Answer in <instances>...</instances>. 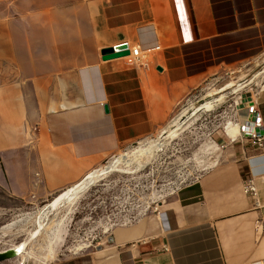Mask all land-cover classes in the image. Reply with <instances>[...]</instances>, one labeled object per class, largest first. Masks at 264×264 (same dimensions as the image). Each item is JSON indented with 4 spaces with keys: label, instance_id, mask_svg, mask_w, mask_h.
I'll return each instance as SVG.
<instances>
[{
    "label": "crops",
    "instance_id": "0c3cea01",
    "mask_svg": "<svg viewBox=\"0 0 264 264\" xmlns=\"http://www.w3.org/2000/svg\"><path fill=\"white\" fill-rule=\"evenodd\" d=\"M0 1L26 5L0 12L14 53L0 55V186L32 204L157 133L220 69L264 52V0ZM123 42L159 46L150 68L102 59ZM257 104L264 123V97ZM238 141L248 146L235 159L113 226L88 264H264V150ZM254 175L256 197L241 190Z\"/></svg>",
    "mask_w": 264,
    "mask_h": 264
},
{
    "label": "rangeland",
    "instance_id": "374dc122",
    "mask_svg": "<svg viewBox=\"0 0 264 264\" xmlns=\"http://www.w3.org/2000/svg\"><path fill=\"white\" fill-rule=\"evenodd\" d=\"M22 2L7 7L0 1V12L26 8ZM1 28L0 55L10 60L14 53ZM262 97L264 52L205 80L157 133L129 144L98 166L116 163L117 170L96 178L70 205L59 203L48 216L40 217L41 207L64 189L53 199L32 204L7 197L0 186V227L12 224L0 233V251L23 244L0 264H88L91 252L113 226L149 213L203 171L235 159L241 145L248 143L238 141L234 123L248 103L257 104Z\"/></svg>",
    "mask_w": 264,
    "mask_h": 264
},
{
    "label": "built area",
    "instance_id": "2783aa9c",
    "mask_svg": "<svg viewBox=\"0 0 264 264\" xmlns=\"http://www.w3.org/2000/svg\"><path fill=\"white\" fill-rule=\"evenodd\" d=\"M159 46L142 47L140 45L128 46L129 53L122 56L125 62L131 66L140 69L150 68V56L157 50ZM231 122L226 126L229 128ZM237 128L238 136L248 138L254 145L264 150V123L263 116L256 102H250L244 107V111L234 123ZM259 175H254L241 183V190L244 194H251L254 197L258 196L256 179ZM165 250L168 249L164 245Z\"/></svg>",
    "mask_w": 264,
    "mask_h": 264
},
{
    "label": "bare ground",
    "instance_id": "6f19581e",
    "mask_svg": "<svg viewBox=\"0 0 264 264\" xmlns=\"http://www.w3.org/2000/svg\"><path fill=\"white\" fill-rule=\"evenodd\" d=\"M206 105V104H205ZM205 105H202V106H200L198 109H200V108H202V107H204ZM183 112H185V111H183ZM176 121H177V118H175V120H173L172 121V123L173 124H175L176 123ZM169 125H171V123L169 124ZM168 125V126H169ZM233 128H235L236 130H237V128H236V126H235V124H234V126H233ZM229 134H230V132H229ZM231 136H233L232 134H230ZM236 135H238V133L236 134ZM235 135V136H236ZM155 144L156 143H152V144H149L150 146L149 147H151V148H153L154 146H155ZM142 148V147H141ZM146 148V147H145ZM143 150V149H142ZM152 150V149H151ZM139 153V152H138ZM139 156V155H138ZM139 167V166H138ZM114 170H117V168H116V163H111V162H109V163H107V164H105V165H103V166H101L99 169H98V172H96V173H90L81 183H79L78 185H76V186H74V187H72V188H70V189H68V190H66L62 195H60V196H58V197H56V198H54L50 203H48V204H45L43 207H41V209L39 210V212L41 211V213H40V217H46V216H48L54 209H56L57 208V206H59V203H63V205L65 204L66 205V203H69V205H70V202L72 203V201L75 199V197L81 192V191H83L84 189H86L96 178H98L99 176H101V175H103V174H106V173H108V172H110V171H114ZM100 172V173H99ZM78 197V196H77ZM68 205V204H67ZM31 216V215H30ZM29 216V217H30ZM26 218V217H25ZM19 220V219H18ZM17 220V221H18ZM17 221H16V223H17ZM22 223V222H21ZM12 224L11 223H9V224H7V225H4V226H2V227H0V233L1 232H4L5 230H7V229H9L10 230V226H11ZM13 227V226H12ZM13 229V228H12ZM15 231V230H14ZM9 235V234H8ZM23 244H18V245H16V246H14V247H12V248H9V249H7V250H4V251H0L1 253H4V252H7V251H9L10 253H11V255L12 256H14L20 249H21V246H22ZM10 255V256H11Z\"/></svg>",
    "mask_w": 264,
    "mask_h": 264
},
{
    "label": "water",
    "instance_id": "95a60500",
    "mask_svg": "<svg viewBox=\"0 0 264 264\" xmlns=\"http://www.w3.org/2000/svg\"><path fill=\"white\" fill-rule=\"evenodd\" d=\"M127 47L128 45L125 42H123L115 47L103 48L101 50L102 59L106 60V59H112V58H119L124 55H127L129 53ZM10 255L11 253L9 251L4 252V253L0 252V260L7 258Z\"/></svg>",
    "mask_w": 264,
    "mask_h": 264
}]
</instances>
